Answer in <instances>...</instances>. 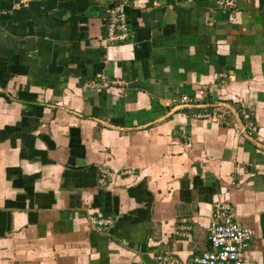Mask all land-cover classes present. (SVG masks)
Instances as JSON below:
<instances>
[{"label":"crops","instance_id":"1","mask_svg":"<svg viewBox=\"0 0 264 264\" xmlns=\"http://www.w3.org/2000/svg\"><path fill=\"white\" fill-rule=\"evenodd\" d=\"M217 203L264 264V0H0V264H191Z\"/></svg>","mask_w":264,"mask_h":264},{"label":"built area","instance_id":"2","mask_svg":"<svg viewBox=\"0 0 264 264\" xmlns=\"http://www.w3.org/2000/svg\"><path fill=\"white\" fill-rule=\"evenodd\" d=\"M107 39L109 43L124 42L129 35L125 14L122 5L107 10ZM183 103L191 102L187 97ZM239 113L242 117L241 132L252 135L255 127L250 121L249 114L241 105ZM102 178L109 175L108 169L101 171ZM88 224L93 231L101 232L111 224L110 219L103 217H88ZM252 231L234 221L233 209L221 203L214 205L212 222L208 229V240L211 249L201 256L192 259L191 264H250L244 258V253L250 245ZM159 263H169L167 258H157Z\"/></svg>","mask_w":264,"mask_h":264}]
</instances>
